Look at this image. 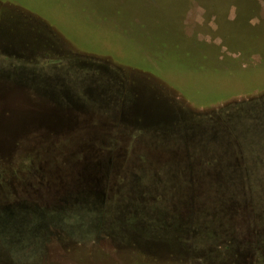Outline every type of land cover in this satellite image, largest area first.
<instances>
[{
    "label": "rangeland",
    "instance_id": "374dc122",
    "mask_svg": "<svg viewBox=\"0 0 264 264\" xmlns=\"http://www.w3.org/2000/svg\"><path fill=\"white\" fill-rule=\"evenodd\" d=\"M263 91L264 0H0V264H152L134 205L252 162L199 115Z\"/></svg>",
    "mask_w": 264,
    "mask_h": 264
},
{
    "label": "trees",
    "instance_id": "16d2710c",
    "mask_svg": "<svg viewBox=\"0 0 264 264\" xmlns=\"http://www.w3.org/2000/svg\"><path fill=\"white\" fill-rule=\"evenodd\" d=\"M199 116L213 132L232 133L236 141L251 143L249 150L256 152L252 162L223 165L221 179L199 182L206 194L191 190L179 205L153 206L149 218L140 215L139 221L158 240L149 253L150 262L264 264V91L233 99ZM230 171L235 177H228Z\"/></svg>",
    "mask_w": 264,
    "mask_h": 264
},
{
    "label": "water",
    "instance_id": "95a60500",
    "mask_svg": "<svg viewBox=\"0 0 264 264\" xmlns=\"http://www.w3.org/2000/svg\"><path fill=\"white\" fill-rule=\"evenodd\" d=\"M37 86V85H36ZM68 92H69V90H68ZM86 95H87V93H85ZM66 96V95H65ZM66 98L68 99V96H66ZM67 102H68V100H67ZM88 104V103H87ZM77 105V104H76ZM69 105H66L65 106V110H68V107ZM72 106L73 107H75V105H74V103L72 104ZM88 106V105H87ZM185 121V120H184ZM172 129H176V127L174 126ZM176 131V130H175ZM198 166H196L195 165V168H197ZM192 168H194L193 166H192ZM191 170V169H190ZM189 170V171H190ZM194 180V179H193ZM187 180L185 183H181L180 181H177V182H175V183H173V182H167V184H165L163 187H161L160 189H162V190H160L159 191V193L158 194H184L183 195V197L182 198H173L172 200H165V202H166V204H162V198H160L159 200H157L156 201V199H154L153 198V200H151V207H158V208H162L163 206L164 207H166V208H171V207H173L174 205H179L181 202H184L185 201V199H188V193H190V191L191 190H193L194 191V193H192V194H195V188L196 187H199L197 184H200L199 182H201L202 184L203 183H205L206 181H208V180H205V179H199V178H197L196 180ZM204 181V182H203ZM196 182V185H195V187L193 188V189H191V187H192V185H193V183H195ZM198 182V183H197ZM137 184V183H136ZM188 184H191V186H189V187H187L188 186ZM125 186H127V185H125ZM186 188L187 189V194L186 193H184L182 190H183V188ZM138 196H137V199H136V202H139V201H141L140 200V196H141V193L142 192H144V193H146V191H147V186H146V183H144V182H142V184H140V185H138ZM182 189V190H181ZM181 190V191H180ZM207 189H203L202 190V193L203 194H206L207 192ZM147 194V193H146ZM198 194V193H197ZM199 194H201V192H199ZM145 208L146 207H148V205H143ZM138 207V206H137ZM136 207V205H134V208H135V210L137 211V214H136V218L138 219V215H139V212L138 211H140V213L144 216V217H146V216H148V217H150V215L152 214V212H149L148 210H146L145 208L144 209H140L139 207V209H136L137 208ZM150 211H152V209L150 208ZM139 220V219H138Z\"/></svg>",
    "mask_w": 264,
    "mask_h": 264
}]
</instances>
